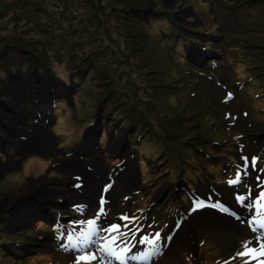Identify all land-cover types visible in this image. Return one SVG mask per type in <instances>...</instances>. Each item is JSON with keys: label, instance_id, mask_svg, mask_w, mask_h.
Listing matches in <instances>:
<instances>
[{"label": "rangeland", "instance_id": "obj_1", "mask_svg": "<svg viewBox=\"0 0 264 264\" xmlns=\"http://www.w3.org/2000/svg\"><path fill=\"white\" fill-rule=\"evenodd\" d=\"M197 7L199 8V6ZM256 9L260 14L250 18L257 25L262 24L264 27V4L259 2ZM169 11L172 12L170 16ZM147 12L166 14L174 25L182 29L183 39L177 45L180 51L183 52L186 49L187 42L195 43V35L188 33L180 25L192 26L184 21L186 18H190L191 11L183 9L178 0H0V64L8 61L19 62L30 56L33 60L30 61V65H32L43 60V49H49L59 55H62L64 51L69 60L75 55L83 56L79 61L86 65L83 68V73L86 72L88 66H91L93 76L91 85L85 92L93 94L92 98L96 101V105L102 106L105 115L112 114L115 110L116 112L126 111V108L129 110V105L135 113L132 116L126 112L128 120L130 117H140L146 112L148 128H144V124L140 126V123H129V125L142 135L141 138L144 139L141 147L143 152L155 159L159 158L161 163L156 166L158 161L150 162L149 158L145 159L148 166V179L145 182L147 186L142 187L138 171L142 173L144 166L139 161L137 171L138 158L131 155L124 143L126 130L124 128L112 135L109 133L110 130L105 128L108 138L106 139L105 133L100 141L102 149L95 141L88 144L81 142L79 145L73 146L72 150L69 149L70 147L63 148L60 141L57 143V139L49 133L48 129L53 123V117L57 126L60 124V119H63V126L72 128L71 122L74 117L71 111L60 108L52 117V102L43 101L40 97L30 95L29 85L33 84L34 80L28 82L29 74L23 77L20 82H16L15 79L4 81L1 84L2 91L0 93V264H62L65 260L63 256L65 253L54 252L53 246L45 242L52 239L51 235L42 232L31 234L28 231L36 227L37 230L55 233L57 241L63 239L64 244L69 243L70 246H76V243L80 242L81 237L87 234L90 229L87 226H82L86 221L95 218L98 213L100 219L97 222L106 221L104 208L101 212L102 199L103 204L112 206L113 211L111 210V212L117 216V218L113 216L112 219L125 223V225H121L120 231L127 233V238H132L133 232L138 234L150 230H157L161 238L170 211L176 208L177 201L180 202L181 199L188 198L191 193L189 187L198 190L199 194L209 193L204 177H202L204 185L199 182L196 185L189 180V177L180 181L171 180L168 170L170 166L180 170V162L185 160L206 166H209V163L202 162L197 155L190 151L192 148L186 143L187 139L194 136L196 132L189 131L187 127L191 120L189 114L183 113L185 104L182 93H177L174 100L172 99V92L175 91L173 78L167 80L163 75L161 65L157 61L158 58L149 43L151 34L141 25L139 19L145 17ZM97 14L98 18H95ZM68 16L75 17L76 20L61 32L50 30L45 38L33 39L35 27L50 22L48 19L51 17L62 19ZM199 17L203 20V27H201L202 23L201 26L198 24L197 30L207 31L208 34L204 40L208 45L205 52L196 54V61L203 62L210 68L211 58L208 51L213 47L215 40L210 27L213 18L208 19L201 9ZM194 21L192 20L193 23ZM197 22L195 21V23ZM161 24L165 26V23ZM142 41L146 47L141 46ZM234 43V41L229 42L227 45H234ZM195 45L194 50H197L198 45L196 43ZM80 48L82 50L79 52ZM192 53L194 52L191 51ZM59 55L57 56L59 57ZM259 55L263 56L262 53ZM259 55L255 54L257 58ZM124 65L128 67L125 68L128 78L141 77L145 84L151 85L152 82L148 81L151 77L159 80L160 85L165 88L162 93V88L158 85L157 88L147 93L148 98L152 93L155 95L156 101L149 99L157 104L154 109L146 111L142 107L141 101L128 104L126 101L119 100V82L112 75L118 73ZM61 67L64 71V66ZM186 67L184 66V69ZM235 70L236 74L232 75L233 82L235 80L245 82L248 77L253 78L242 92L237 93V97L246 106L249 119L252 122H259L264 116V114H258V110L263 107L264 97L255 99L253 95L264 92V71L259 75L260 69L249 70L245 64L236 67ZM65 76H68L67 71H65ZM0 79H4L2 74H0ZM46 79L52 82V87L48 91H43L44 96L49 95L55 87L53 84L55 80H51L49 77ZM47 80L46 83H49ZM185 80H187L186 77ZM81 83L86 85V80ZM191 87L194 88V85L191 84ZM57 89L59 96L69 93L65 84L58 83ZM73 91L75 92L73 93ZM197 91L199 90L196 89L195 94H199ZM72 93H76L75 86L70 94ZM110 94L112 96H109ZM3 97L4 101L1 100ZM69 98L70 96H68ZM243 104L239 102V106L234 109V112L239 116L234 127L248 135L245 139L247 146L244 153L253 154V158H257L264 152V122L249 124L245 119L248 113ZM194 105L199 108L201 115L216 113L217 106L215 105L208 103L201 105L195 101ZM218 107V112L224 109L219 104ZM81 114L88 115L93 119V122L95 119L99 121L104 119L102 112L95 105L87 106L81 111ZM115 117L120 116L115 115ZM197 123H199L197 131L208 125V122L203 119L198 120ZM13 124L16 125V132L10 129ZM106 124L105 121L103 126ZM17 126L22 128L23 134L19 133ZM95 126L91 132L93 135L94 131L97 132L98 128L101 129L100 125L95 124ZM78 127L79 130L81 128L82 131L84 130L82 125H78ZM55 129L56 127L52 129L53 132ZM181 142L183 144H180ZM67 149L69 151L62 152ZM105 152L111 157L117 155L119 159H125L126 162L123 164L125 168L120 184L115 185L111 193L103 196L100 192L105 186L104 176L107 173L103 169L104 163H106ZM184 153L187 155L183 156ZM237 157L239 156L237 155ZM118 158L116 160H119ZM141 160L144 159L141 158ZM164 162H167V168L164 167ZM10 164H15V166L5 170ZM182 166L185 170L188 169L187 166ZM174 170L178 172L176 169ZM249 175L251 178L248 197L251 196L254 199L264 191V166H259L255 159L252 173L246 174V178H249ZM142 176H145L144 172ZM93 177L99 182L95 183L97 187L94 186L90 190L88 187L92 186ZM28 181L32 182L29 186L27 185ZM65 183L68 184L67 188ZM224 187L221 186V188ZM23 190L27 196H21ZM89 192L91 197L86 195ZM226 192L225 197H222L224 202H227L231 196L230 190ZM93 200L96 201L93 202ZM150 203L154 211H151L148 206ZM170 203H172L171 206H169ZM196 206L204 215L193 219L190 216L187 221L183 222L166 254L157 264L163 259L175 257L180 250H193L192 263L194 264H199L201 260L204 264H214L216 255L214 250L209 246L200 248L198 240L196 241L205 228L208 229V234L216 241L224 255H230L237 249L242 239L245 241L254 237L247 225L251 216L247 208L243 215L224 219L215 212L206 211L205 205L196 204ZM53 207L61 213L62 211L67 212V215L62 213L64 217L69 216V210L78 209L83 220L82 225L77 223L78 217L75 214L72 215L77 219L64 223L65 235L62 234L61 229L56 230V225H45L50 223L49 209ZM20 211L22 214L17 218ZM184 213L185 210L179 208V216L182 217ZM122 217H128V219H122ZM37 219H44L43 224L40 221L36 222ZM221 219H224L226 225L238 236L231 241L229 246L225 245L224 238H230V231L227 227L220 225L219 220ZM127 222L131 231L125 227ZM110 225L116 224L109 223L105 228ZM69 233L73 237L70 242L67 239ZM20 239L25 242H21ZM6 241H9L7 243L9 246H3ZM132 242H135L134 238ZM14 243L21 246L20 250L15 249V256L6 255L8 253L6 249ZM209 244H215V242L210 240ZM45 245L47 250L44 248ZM251 247L258 246L253 242ZM4 256L11 258L3 259ZM241 260V257H236L235 260L229 261L231 264H239ZM81 264L83 263L81 262ZM141 264H149V262Z\"/></svg>", "mask_w": 264, "mask_h": 264}, {"label": "snow or ice", "instance_id": "obj_2", "mask_svg": "<svg viewBox=\"0 0 264 264\" xmlns=\"http://www.w3.org/2000/svg\"><path fill=\"white\" fill-rule=\"evenodd\" d=\"M231 94H229V97ZM253 166L255 165V158H253ZM240 181V176L234 180H230L229 184L233 185ZM251 201L250 203L247 201ZM264 191H262L256 198L238 197V202L243 207H246L251 216L247 221V225L250 231L254 234L253 239L245 240L242 242L244 251H239L235 254L231 260H235L236 257L246 258L245 264H250V259L256 258L257 253L260 256H264ZM103 199L101 200V212L103 211ZM100 219V214L93 219L86 221L88 225L93 227L89 229L85 236L86 244L82 243L78 246H71L69 243L62 245L65 251H75L77 253L74 264H91V262H97V264H133L136 261H148L149 264H154L155 257L162 254L161 249L157 247V241L160 240V234L156 233L154 236L146 237L142 236L136 243H132V239L136 233L133 232L132 238H127V233L121 232L120 225H110L108 228H103L97 223ZM122 219H128V217H122ZM126 227V226H125ZM131 231V229H130ZM122 237H125L122 239ZM70 242L73 237L69 233L67 237ZM170 239V237H169ZM255 242L258 247H251ZM140 246L141 249L150 248L151 251H140L138 254L133 250ZM225 264H231V261H226ZM264 264V261L261 262Z\"/></svg>", "mask_w": 264, "mask_h": 264}, {"label": "trees", "instance_id": "obj_3", "mask_svg": "<svg viewBox=\"0 0 264 264\" xmlns=\"http://www.w3.org/2000/svg\"><path fill=\"white\" fill-rule=\"evenodd\" d=\"M259 1L264 3V0H259ZM148 14H150V12H147L145 17H147ZM156 14L159 15V13H156ZM95 18H98V14L95 15ZM48 20H50L49 23H42L33 29V32H34V38L33 39L45 38L47 36V34L50 32V30H54V32H61L68 25L72 24V22H74L76 20V18L71 17V16H68V17L62 18V19L51 17ZM137 29L140 30L139 28H137ZM255 35H257V36L255 37ZM250 38H251V41L254 42V44H247L245 47L248 50H250L252 48L254 49L253 54L251 55V61H253L255 63L258 61L260 64L264 65V28L259 27V29L253 30V33H252V35H250ZM141 46L146 47V44L144 43V41L141 42ZM81 50H82V48L79 49V52ZM256 51H259V53H262L263 56L259 55V53ZM256 53L259 55V58H257L255 56ZM82 58H83V56L80 57V60ZM30 61H33V60L30 56H28V58H25L19 62L8 61L7 63L0 64V74H2L3 78H4L7 75L8 69L14 70L15 68H20L23 70L30 65ZM134 65H135V63H134ZM126 67L127 66L124 65L121 68V70L118 71V73H115L114 75H112L119 82V88H120L119 89L120 90L119 100L126 101L128 104H131L133 102L138 103V101H141L143 104L142 107H144V109L146 111L154 109L157 106V104L154 102H151L149 99H151L152 101H156L155 95H154V93H152L151 97L148 98L147 93L150 90L157 88L158 85L161 84L160 81L149 77L148 81H151L152 84L147 85L141 80V77L136 78V79H132V77L128 78L126 75V72H125ZM109 96H112V94H110ZM114 112H116V110ZM126 112L130 113L132 116H134V113H135L132 110V107L129 105V110H127V108H126V111H118V112H116V115H120L123 118L124 117L128 118V113H126ZM143 117H144V119H143ZM146 120H147V115L145 112L144 114H141L140 117H130L128 122L133 123V124L140 123V126H141V124H144V126H145L144 128H148L149 125L146 123Z\"/></svg>", "mask_w": 264, "mask_h": 264}, {"label": "bare ground", "instance_id": "obj_4", "mask_svg": "<svg viewBox=\"0 0 264 264\" xmlns=\"http://www.w3.org/2000/svg\"><path fill=\"white\" fill-rule=\"evenodd\" d=\"M209 64H210V67H212L213 66V62H212V60L209 62ZM36 154V153H35ZM15 166V164H10V165H8L6 168H5V170H9V169H11L12 167H14ZM104 178V177H103ZM96 182H99V181H97V180H95V178H94V181L93 182H91V184H92V186H89L88 188L90 189V190H92V187H94V186H96ZM31 181H28L27 182V185L29 186V185H31ZM95 184V185H94ZM26 185V186H27ZM86 186V185H85ZM97 187V186H96ZM98 191V190H97ZM83 192V191H82ZM86 193V192H85ZM95 193H97L96 191H95ZM91 193L89 192L88 194H86V195H88V196H90L91 197V195H90ZM21 196H27L26 195V192H25V190H23V192H21ZM98 196V195H97ZM96 196V197H97ZM64 197V196H63ZM37 201V200H36ZM68 202V201H67ZM37 206V205H36ZM23 208V207H22ZM16 210V209H15ZM20 210V209H19ZM28 212V211H27ZM22 213H21V211L20 212H18V216H17V218H19V216L21 215ZM24 214V213H23ZM26 217H28V216H26ZM16 219V218H15ZM18 220V219H17ZM16 220V221H17ZM25 223V222H24ZM12 226V225H11ZM248 236H250V235H248ZM251 237V236H250ZM247 238V237H246ZM252 239H253V237H252Z\"/></svg>", "mask_w": 264, "mask_h": 264}]
</instances>
